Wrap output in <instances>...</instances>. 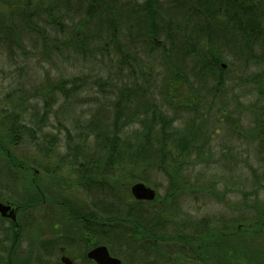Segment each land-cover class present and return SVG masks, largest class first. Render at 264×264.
<instances>
[{
  "label": "rangeland",
  "instance_id": "1",
  "mask_svg": "<svg viewBox=\"0 0 264 264\" xmlns=\"http://www.w3.org/2000/svg\"><path fill=\"white\" fill-rule=\"evenodd\" d=\"M169 2L161 0L164 8L170 5ZM78 3L79 0H0V108L22 110L21 122L26 126L41 124L37 119L47 108L38 135L42 136V145L52 146L54 150L51 156L43 157L26 137L17 145H7L17 159H26L31 169L24 177L17 176L7 171L8 166L4 168L7 164L0 156V198H11L12 192L19 191L24 183H30L33 170L47 165L48 174L42 170L38 182L47 188L46 191H54L51 197L66 198L80 208H87L93 202L101 214L106 197L77 186L73 170L59 160V155L67 149L63 128H67L72 136L78 135L79 141L80 136L87 133L86 129H79L89 118L96 117L99 105L104 107L103 103L116 99L120 89L124 88L126 92V89L138 86L143 95L149 94L152 102L173 118L174 128L180 130L189 120L202 125L207 147L194 152L185 163L180 177L182 189L175 197V205L166 212L168 218L161 232L173 241H159L160 254L153 251L146 259H125L122 254L107 249L121 260V264H217L216 256L206 248L199 250L202 259L190 257L187 246H182L175 237L182 233L190 236L193 232L199 236L198 231L202 229L195 231L193 223L196 225L201 219L207 222L206 231L215 232L222 227L230 231L234 221L250 228L259 211H264V56L254 60L253 55L242 52L235 43L232 45L214 35L212 43L222 54L224 70L219 80L199 69L197 60L192 58L197 53L212 51L205 35H196L194 50L188 47L186 52L176 40L173 48L168 49L169 58L165 59L163 51H151L147 45L134 51L127 38L120 39V46L92 39L86 26L79 28ZM185 6L174 2L169 13L178 21L187 22L188 30L193 17L184 11ZM17 8H25L27 15L23 17L43 28V34L34 31L19 34ZM49 12L54 16L64 14L55 23L48 17ZM73 30L81 31L75 40L70 39ZM83 35H89L92 40ZM61 81L70 89L66 97L51 89ZM74 84L81 88L73 89ZM131 128L133 126L126 127L123 136H132ZM6 138L5 131L0 128V140L6 143ZM50 139L51 146L46 142ZM92 146L93 140L88 138L85 147ZM33 158L36 164L32 163ZM59 161L60 167L53 173L51 166L59 165ZM115 175H118L117 171ZM154 177H150L151 184L142 183L163 197L168 190V181L162 172H157ZM119 188L120 196L128 199L124 187ZM28 212L32 223L22 227L21 237L12 252V264L26 261L29 264H59L57 249L46 248L44 237L46 233L58 234L60 228L75 226L73 219L64 208L48 202L19 212L17 222H25L24 214ZM9 224L8 220L0 218V264H6L11 243L12 235L6 229ZM79 236L78 232L77 238ZM212 239L218 238L213 236ZM242 239L246 242L244 245L255 247L263 241L262 237L252 234ZM240 240L237 237L232 244H240ZM78 241L64 254L73 260V264H84L87 250L85 244ZM181 247L187 254L179 251Z\"/></svg>",
  "mask_w": 264,
  "mask_h": 264
},
{
  "label": "trees",
  "instance_id": "2",
  "mask_svg": "<svg viewBox=\"0 0 264 264\" xmlns=\"http://www.w3.org/2000/svg\"><path fill=\"white\" fill-rule=\"evenodd\" d=\"M166 1H170L171 6L174 2L186 4L184 11L193 17L188 30L187 22L173 18L169 13L172 7L169 5L164 8L161 0H79L76 7L80 16L79 28L86 26L92 33L90 34L92 39L106 40L118 46L120 39L127 38L134 51L142 50L146 45L151 51L160 49L164 52L165 59L169 58L168 49L173 48L176 40L183 46V52H186L188 47L194 50L192 47L197 43L196 35H205L212 51H208V54L197 53L192 58L197 60L195 62L199 69L208 71L219 80L224 70L221 64L222 54L212 43L211 38L214 35L226 39L232 45L235 43L242 52L253 55L254 60L264 56V0ZM15 13L19 20V34L33 31L43 34V28L23 17L27 15L25 8H17ZM63 14L61 12L54 16L49 12L48 17L58 23ZM75 30L70 32L73 37L70 39L75 40L74 38L80 36L81 31ZM65 85L66 83L61 81L54 84L51 89L66 97L70 89ZM79 88H81L79 85H73V89ZM126 92L124 88L120 89L116 99L103 103L104 107L102 105L97 107L96 117L89 118L87 124L79 129L87 130V133L80 136L79 141L78 135L72 136L67 128H63L67 138V149L63 155H59V160L67 163L71 171L73 170L74 183L77 186L106 197V206L100 209L102 213L98 212L93 202L87 208L85 206L80 208L78 204L75 206L66 198L42 197L47 188H43L38 179L42 170H49L47 165L40 166L41 169L37 170V173L33 170L30 183L26 184L30 193L29 199H16L15 203L22 209L37 208L44 202L64 208L73 221L76 220L74 223L80 233L79 241L85 244L86 250L96 245H105L110 250L122 254L125 259L132 257L146 259L153 251L160 254L157 248L159 241L172 240L170 236L166 237L161 232L168 218L166 212L175 205V197L179 189H182L183 181L180 177L185 163L194 152L204 150L207 144L201 130L202 125L199 123L189 120L178 130L172 125L173 118L153 103L149 94L143 95L138 86L132 90L126 89ZM44 104L47 106V102ZM22 112L0 108V128L8 137L6 143L0 140V156L3 157V162L12 161L17 167L27 163L26 159H17L7 145H17L24 137L36 146L37 152L43 157H49L54 153L51 139L46 141L51 146L47 147L42 145V141L40 142L42 136L38 135L47 115V108L37 119L41 124L31 126L21 122ZM30 121L33 122L32 119ZM128 126H133L130 137L123 136ZM88 138L93 140L92 147H85ZM35 160L33 158L32 163L36 164ZM60 161L59 165L51 166L54 172L58 171ZM4 168L7 169L6 165ZM116 171L118 175H115ZM157 172L158 174L162 172L168 181L166 195L163 197L156 195L152 201L134 199L129 192L130 186L135 182L151 184L150 177L154 179ZM121 186L128 193V199L120 196ZM5 200L9 199L0 198V201ZM83 217L87 221H83ZM232 224L233 229L230 231L224 230V227L215 232L206 231L207 222L201 219L196 225L193 223L195 231L198 228L202 229L198 231L199 236L193 232L191 238L183 233L175 238L182 246H187L186 249L191 253L189 256L197 260L202 259L200 248H206L216 256L217 264H264V211H259L255 224L250 228L240 221H234ZM21 228L19 225L16 229L13 225L6 228L12 235L6 264H12V252L18 244ZM248 234L262 237L261 245L257 247L244 245L246 242L242 238ZM213 236L218 239H212ZM237 237L241 239L240 244L238 242L233 245V240ZM195 241L197 243L193 246ZM209 246L213 248H208ZM184 247L179 251L185 255L187 252L184 251ZM22 264L29 263L26 261ZM84 264L95 263L87 260L84 255Z\"/></svg>",
  "mask_w": 264,
  "mask_h": 264
},
{
  "label": "flooded vegetation",
  "instance_id": "3",
  "mask_svg": "<svg viewBox=\"0 0 264 264\" xmlns=\"http://www.w3.org/2000/svg\"><path fill=\"white\" fill-rule=\"evenodd\" d=\"M3 163L7 164L6 166H8L9 172H11L17 176L24 177V175H26L27 171H29L31 169V166L28 165L27 163H24L23 165H20L19 167H17L14 163L12 164V161L10 163H8V162H3ZM34 171L36 173L38 172L37 170H34ZM53 173H54V171H53ZM44 174L47 175L48 170L45 169ZM20 189H19V191L12 192L11 198H9V200H7V201L5 200V202H9L10 204H12L15 207V220L0 216L1 219L9 221L10 224L8 227H10V225H13L14 229H16V227L18 225L23 227L24 225H28V223L31 222L29 212L24 214L25 222L19 221L20 222L19 223V222H17L18 220H16L18 215H19V212L21 213V211L32 210L30 207H26V208L22 209L19 206H17V204L15 203L16 199H19V200H28L29 199L28 196H30V193H29V191H27L26 183H24ZM53 194H54L53 192L45 190L44 194H42V197L46 198L48 196H53ZM4 199H8V198H4ZM44 204H47V203L44 202ZM69 216H71V215L69 214ZM83 221H87V219L83 217ZM77 223L79 224V219H78ZM22 231H23V229L21 228V233H22ZM77 233H78V231H77L76 227L73 225L71 227H63V228H60L58 230V234L46 233L43 243H44L46 248L47 247H50V248L55 247L57 249L59 255H60V258H59L60 262L59 263L64 264V262H62L61 258H62V256H65L64 253L65 252L67 253L68 249L70 250V248H72V246H75L77 244V241L79 240V238H77ZM20 237H21V235H20ZM68 260L70 261L69 264H73L72 259L68 258Z\"/></svg>",
  "mask_w": 264,
  "mask_h": 264
},
{
  "label": "water",
  "instance_id": "4",
  "mask_svg": "<svg viewBox=\"0 0 264 264\" xmlns=\"http://www.w3.org/2000/svg\"><path fill=\"white\" fill-rule=\"evenodd\" d=\"M223 66V65H222ZM130 194L136 200L152 201L155 197V191L142 182H135L130 186ZM0 216L15 220V207L9 202H0ZM86 257L96 264H121V260L110 254L104 245H97L86 253ZM64 264H69L67 257L61 258Z\"/></svg>",
  "mask_w": 264,
  "mask_h": 264
}]
</instances>
